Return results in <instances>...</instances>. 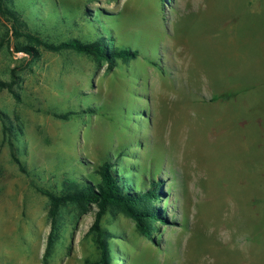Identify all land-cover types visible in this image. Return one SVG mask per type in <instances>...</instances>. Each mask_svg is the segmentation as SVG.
<instances>
[{
    "label": "rangeland",
    "instance_id": "obj_1",
    "mask_svg": "<svg viewBox=\"0 0 264 264\" xmlns=\"http://www.w3.org/2000/svg\"><path fill=\"white\" fill-rule=\"evenodd\" d=\"M5 1L20 23L0 13V81L13 83L19 99L0 91L12 126L4 135L0 119V264H99L91 232L98 208L69 204L52 230L50 200L38 188L60 194L69 183L97 179L105 162L133 190L155 182L160 210L149 240L109 209L101 227L111 264H264V130L250 122L259 106L264 112V85L243 101L186 85L174 69V0ZM240 17L250 30L254 12ZM238 25L231 11L230 31ZM15 31L53 44L105 38L140 56L112 70L92 56L42 46H33V58L18 52L32 44ZM246 59L243 71H254ZM64 114L71 115L55 116Z\"/></svg>",
    "mask_w": 264,
    "mask_h": 264
},
{
    "label": "crops",
    "instance_id": "obj_2",
    "mask_svg": "<svg viewBox=\"0 0 264 264\" xmlns=\"http://www.w3.org/2000/svg\"><path fill=\"white\" fill-rule=\"evenodd\" d=\"M227 3L229 9L226 8ZM237 3V7L230 9L229 0H174L172 50L174 69L181 80H188L186 85H195L201 92L205 88L214 96L237 94L239 101H243L247 98L245 95L254 94L264 85V0H237ZM247 9H251L255 16L250 30L246 18L240 17ZM231 11L237 13L239 21L238 28L233 31H230ZM200 20L205 22L202 24ZM196 23L200 26L193 32ZM194 33H202L208 38L203 43L198 42L192 38ZM178 36L181 37L180 42L177 41ZM236 37L239 38L238 45L232 43ZM231 51L239 53L237 59L230 60ZM241 52H245L246 57L251 55L254 71H243L247 59L242 58ZM209 61H212V67L208 65ZM230 61L239 63L237 70L225 64ZM223 69L226 74H215ZM240 70L241 76L238 75ZM231 72L237 75L228 74ZM249 78L254 82L247 85ZM250 122H254L259 131L264 130V112L261 114L260 106ZM247 123L245 119L244 124Z\"/></svg>",
    "mask_w": 264,
    "mask_h": 264
},
{
    "label": "trees",
    "instance_id": "obj_3",
    "mask_svg": "<svg viewBox=\"0 0 264 264\" xmlns=\"http://www.w3.org/2000/svg\"><path fill=\"white\" fill-rule=\"evenodd\" d=\"M0 13L14 24L20 23L18 13L12 10L6 4L5 0H0ZM14 33L16 36L25 37L32 44V46L18 48V52H24L33 58H37L38 54L33 46H42L44 49L51 52L73 51L92 56L99 63L106 62L109 70H112L118 61L129 62L136 60L140 56L137 50L116 46L112 47L106 42L105 38L96 39L91 42L72 39L53 44L42 40L36 35H21L18 31ZM3 42L0 43V47L3 46ZM14 73L13 71L12 76L15 77ZM3 90H8L16 99H19V96L14 91L13 83L0 81V91ZM225 96L226 95H224L223 98ZM70 115L71 114L55 116L67 120ZM0 119L3 125V133L7 135L9 131H12V126L8 123L9 118L0 111ZM13 158L20 169L24 171L22 163L14 153ZM113 167L114 165H112L111 162H105L97 171V179L90 178L85 179L83 182L69 183L60 194L38 188L39 192L47 196L50 200L49 217L51 219L52 230L56 228L57 218L61 208L69 204L78 205L84 210H87L89 206L93 205L98 208L91 232L95 235V242L100 251L99 264H111L113 258L108 247L107 233L101 227L102 219L109 209H116L131 218L136 223L139 232L149 240H153V229L160 218V210H158L154 204V200L156 196H158V189L155 182H152V189L144 190V188H142V190H133V188L128 187L129 185L126 183L125 179L117 175L118 172ZM51 244L52 233L49 237L48 246L50 247Z\"/></svg>",
    "mask_w": 264,
    "mask_h": 264
}]
</instances>
